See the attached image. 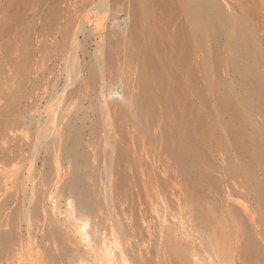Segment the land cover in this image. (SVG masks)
I'll return each instance as SVG.
<instances>
[{
    "label": "bare ground",
    "instance_id": "1",
    "mask_svg": "<svg viewBox=\"0 0 264 264\" xmlns=\"http://www.w3.org/2000/svg\"><path fill=\"white\" fill-rule=\"evenodd\" d=\"M0 264H264V0H0Z\"/></svg>",
    "mask_w": 264,
    "mask_h": 264
}]
</instances>
